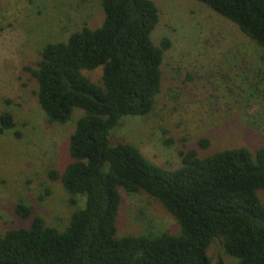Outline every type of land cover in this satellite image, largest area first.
Returning a JSON list of instances; mask_svg holds the SVG:
<instances>
[{"label": "trees", "instance_id": "1", "mask_svg": "<svg viewBox=\"0 0 264 264\" xmlns=\"http://www.w3.org/2000/svg\"><path fill=\"white\" fill-rule=\"evenodd\" d=\"M235 24L262 50L264 0H195ZM102 25L84 26L66 42L47 44L37 69L38 103L48 122L66 126L86 112L69 140L71 163L50 173L73 196L85 198L64 231L46 226L20 203L28 229L0 237V264H224L208 256L220 241L233 264H264V146L235 148L201 158L180 152L182 166L164 169L130 144L110 145V132L125 117H147L161 92L164 54L152 34L160 12L152 0H101ZM103 68L102 82L83 71ZM14 116L0 115V133L15 131ZM209 141L199 146L207 149ZM120 190L158 200L180 227L179 235L117 237Z\"/></svg>", "mask_w": 264, "mask_h": 264}, {"label": "rangeland", "instance_id": "2", "mask_svg": "<svg viewBox=\"0 0 264 264\" xmlns=\"http://www.w3.org/2000/svg\"><path fill=\"white\" fill-rule=\"evenodd\" d=\"M160 22L152 34L164 54L161 92L147 117H125L110 132V145L130 144L164 169L182 166L180 152L196 150L201 158L235 148L255 152L264 146L263 50L227 19L195 0H152ZM104 21L101 0H0V115L14 116L15 131L0 133V237L28 229L16 212L22 203L46 226L64 231L85 198L71 195L50 177L71 163L69 140L76 110L66 126L51 124L41 109L32 73L49 43L66 42L84 26ZM101 83L103 68L84 70ZM209 141L207 149L199 142ZM117 237L179 235L180 227L156 199L145 192L120 190ZM264 203V192L259 193ZM215 263L233 264L220 243L208 249Z\"/></svg>", "mask_w": 264, "mask_h": 264}]
</instances>
